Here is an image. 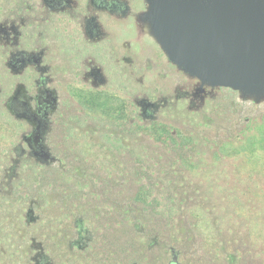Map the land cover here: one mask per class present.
Returning a JSON list of instances; mask_svg holds the SVG:
<instances>
[{
    "label": "rangeland",
    "instance_id": "374dc122",
    "mask_svg": "<svg viewBox=\"0 0 264 264\" xmlns=\"http://www.w3.org/2000/svg\"><path fill=\"white\" fill-rule=\"evenodd\" d=\"M30 1L0 0V23L14 32ZM124 2L76 49L40 24L46 71H11L0 46V264H264V97L201 86L149 33L145 0ZM40 76L57 94L48 158L6 105Z\"/></svg>",
    "mask_w": 264,
    "mask_h": 264
},
{
    "label": "water",
    "instance_id": "95a60500",
    "mask_svg": "<svg viewBox=\"0 0 264 264\" xmlns=\"http://www.w3.org/2000/svg\"><path fill=\"white\" fill-rule=\"evenodd\" d=\"M145 2L140 19L179 70L201 85L264 97V0Z\"/></svg>",
    "mask_w": 264,
    "mask_h": 264
},
{
    "label": "flooded vegetation",
    "instance_id": "af4514ba",
    "mask_svg": "<svg viewBox=\"0 0 264 264\" xmlns=\"http://www.w3.org/2000/svg\"><path fill=\"white\" fill-rule=\"evenodd\" d=\"M22 6L25 7L24 13L17 12L9 15L15 22H19L17 26L15 25L14 32L6 29L7 26H4L3 22L0 23L3 26L0 29V46L5 50L6 64L15 73L21 72L27 66L35 67L40 71H46L49 68L41 65L44 52L39 51L37 46L40 24L44 23L45 29L48 27L55 33L62 24V28L68 30L64 33L71 37L74 41L73 48L76 49L79 40L85 36L93 41L101 38L102 14L125 15L128 11L124 0H43L40 5L37 0H34L25 2ZM69 28L72 29L69 30ZM75 53L73 57L83 52ZM95 68L98 69L94 66L90 71H94ZM33 86L34 93L28 94L26 85L16 83L6 105L17 118L29 122L30 130L23 139L35 155V152L45 150L43 133L56 110L57 94L56 88L50 84L46 76H40L34 81Z\"/></svg>",
    "mask_w": 264,
    "mask_h": 264
}]
</instances>
